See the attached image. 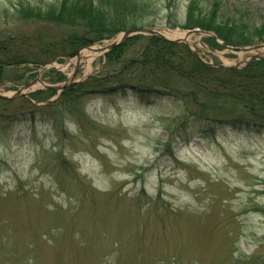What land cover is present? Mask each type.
Segmentation results:
<instances>
[{
  "label": "rangeland",
  "instance_id": "rangeland-1",
  "mask_svg": "<svg viewBox=\"0 0 264 264\" xmlns=\"http://www.w3.org/2000/svg\"><path fill=\"white\" fill-rule=\"evenodd\" d=\"M53 1L0 0V41L12 37L10 50L42 63L56 56L42 65L3 66L4 94L36 75L60 85L72 74L75 56L68 53L83 31L22 21L14 13L17 2ZM153 1L146 27L187 32L181 25L189 0ZM222 3L249 17L264 14V0ZM205 36L187 37L203 61L227 66L251 55L212 49ZM147 37L129 42L109 64L104 55L88 63L84 53L76 81L121 68L141 54ZM176 87L184 91L182 83ZM28 94L0 101V264H235L253 253L264 264L261 104L215 101L221 99L214 92L203 95L207 101L186 98L182 105L166 94L140 102L130 94L94 92L82 98V109L70 101L50 120L49 110L31 119L22 100ZM220 120L244 121L245 129Z\"/></svg>",
  "mask_w": 264,
  "mask_h": 264
},
{
  "label": "trees",
  "instance_id": "trees-1",
  "mask_svg": "<svg viewBox=\"0 0 264 264\" xmlns=\"http://www.w3.org/2000/svg\"><path fill=\"white\" fill-rule=\"evenodd\" d=\"M153 0H55L45 5H29L17 2L14 13L22 21L40 24H53L59 27L83 31V35L74 37V45L68 53L74 56L77 50L100 37L109 38L121 31L146 27L147 19L154 12ZM149 25V24H148ZM174 25L172 27H175ZM183 29L199 28L214 33L222 41L247 46L264 42V14L249 17L247 11L229 8L222 0H189L186 7ZM86 34H97L89 41ZM139 36L128 39L126 43L106 54L107 63L115 62L123 53V48ZM12 37L0 41V77L5 65L20 63H42L32 58L29 53L10 50L8 43ZM212 44L211 38L206 39ZM212 46H217L213 44ZM45 51L44 53H47ZM51 54L47 61L54 60ZM188 81L190 84L188 85ZM183 84V92L177 85ZM53 90H39L30 95L35 102H45ZM121 93L132 95L140 102H149L151 98L169 95L182 102L189 98L193 101L208 99L214 92L215 101L235 97L243 102L261 104L264 109V61H255L242 70L213 67L202 63L186 45L172 43L155 36L146 38V45L141 54L124 66L104 76H91L85 81L64 88L58 99L43 106H35L30 100H23L31 109L27 112L31 119L36 112L49 110L50 120H55L61 112V105L76 102L73 106L82 109L81 100L86 95ZM211 97V96H210ZM226 102V101H224ZM9 103V101H3ZM194 113L184 108V114ZM222 126L233 130L245 129L241 120L218 121ZM251 129L262 131L257 125ZM5 262V261H4ZM235 264H260L259 256L239 257Z\"/></svg>",
  "mask_w": 264,
  "mask_h": 264
},
{
  "label": "water",
  "instance_id": "water-1",
  "mask_svg": "<svg viewBox=\"0 0 264 264\" xmlns=\"http://www.w3.org/2000/svg\"><path fill=\"white\" fill-rule=\"evenodd\" d=\"M194 31H188L186 33V35L191 34ZM152 35V36H156L160 39L163 40H167V41H171V42H186V38H177V39H169L167 38L160 29H155V28H137V29H131V30H127L124 31L123 33H121L118 37H116L113 41L110 42V44L105 48V50L103 49V51H108L114 47H116L117 45L122 44L127 38L131 37V36H135V35ZM227 45V44H226ZM236 48V47H235ZM259 48V46H253L250 48H242L243 51H247V50H255ZM86 49H91L90 47H87ZM93 51H97L94 50ZM80 55L77 54L76 60H75V69L73 71L72 76L70 77V79L68 81H66L64 84L62 85H46L43 84V88H51V89H56L61 91L64 86H67L70 83L74 82V78L76 76L77 73V69H78V65L80 62ZM254 58H252L251 60H253ZM235 67H238V65H234ZM40 82L39 78H35L34 80H32L31 82L27 83L26 85H24L23 87H21L20 89H18L16 92H14L11 96H7L4 95L2 93H0V99H11V98H16V97H20V96H24L25 93L24 91L28 90L29 88H31L33 85H35L36 83Z\"/></svg>",
  "mask_w": 264,
  "mask_h": 264
},
{
  "label": "bare ground",
  "instance_id": "bare-ground-1",
  "mask_svg": "<svg viewBox=\"0 0 264 264\" xmlns=\"http://www.w3.org/2000/svg\"><path fill=\"white\" fill-rule=\"evenodd\" d=\"M162 33L166 37L171 38V39H173V38H181V37H183L185 35V32L180 31V30H178V31H163ZM108 44H109V42H105L103 45H94V46H92V49L97 50V51H93V50L84 51L83 54L86 53L88 55V63H90V61L93 58L101 55L103 53V49L106 48L108 46ZM261 53L264 54V49L261 51Z\"/></svg>",
  "mask_w": 264,
  "mask_h": 264
}]
</instances>
